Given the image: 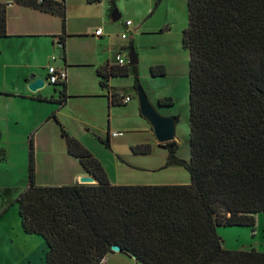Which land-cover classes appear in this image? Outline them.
I'll return each mask as SVG.
<instances>
[{
	"label": "trees",
	"instance_id": "1",
	"mask_svg": "<svg viewBox=\"0 0 264 264\" xmlns=\"http://www.w3.org/2000/svg\"><path fill=\"white\" fill-rule=\"evenodd\" d=\"M13 1L56 15L64 26L62 2ZM6 19L0 3V38L7 36ZM182 44L189 55V158L177 157L174 141L164 148L166 166L185 168L190 183L111 184L90 152L61 130L67 153L97 184L38 186L31 139L28 186L15 203L23 232L46 244L44 264H100L113 246L141 264H264L255 249H224L217 233L218 227L254 228L255 215L264 213V0H187ZM129 70L106 65L98 72L100 86ZM59 86L62 104L65 83Z\"/></svg>",
	"mask_w": 264,
	"mask_h": 264
},
{
	"label": "rangeland",
	"instance_id": "2",
	"mask_svg": "<svg viewBox=\"0 0 264 264\" xmlns=\"http://www.w3.org/2000/svg\"><path fill=\"white\" fill-rule=\"evenodd\" d=\"M115 4V9L121 15L117 22L107 18L101 24L99 19L93 18L95 13L91 12V19L81 28L74 26L71 9L68 13L65 9L69 31H82L85 36L70 35L67 38L65 48L69 67L65 81L67 93L76 96L68 95L69 103L62 109V114L57 117L50 112V109H59L53 104L22 100L21 96L16 95L15 87L9 84V90L14 92L9 99L11 102L6 98L0 100V213L7 209L0 229L8 230L13 239L20 225L15 200L28 186L29 141L32 139L33 142L34 180L39 186L67 184L80 170L77 161L66 152L62 129L77 139L101 164L111 184L190 183L185 168L166 166L168 153L165 145L156 143L149 124L140 115L132 67L126 65L131 72L127 76L113 77L108 85L110 91L120 96H129L131 100L108 108L107 98L101 97L107 91L100 89L88 65L93 54L102 52L107 46L114 47V53H119L122 59L126 58L125 50L132 46L138 60L135 69L140 89L161 116L176 118L174 142L177 145V157L188 160L189 55L182 44V32L187 28L186 0H115ZM126 20L133 24L127 31L122 26ZM96 26L104 28L105 42H96L87 33L91 30L88 27L93 30ZM59 27L62 28L61 22ZM122 33L127 37L125 47L120 43ZM62 54V51L56 49L57 57ZM77 63L82 65H72ZM157 66L163 68V76L150 75V68ZM8 76V71L0 75V88H6L5 81L10 79ZM58 90H61V86L45 84L44 92L49 97H59ZM36 93L28 91L30 96ZM159 100L166 106L159 107ZM77 115L78 118L74 119ZM84 122L88 125H84ZM107 130L109 133L121 132L122 136L111 139L108 144ZM137 145H149L150 153H133L131 147ZM256 221L260 228L255 231L249 227L223 230L233 234L229 246L234 249H229L223 242L225 248L232 251L264 248V213L259 214ZM236 232L243 234L236 236ZM118 257H108L107 264H126V261H130Z\"/></svg>",
	"mask_w": 264,
	"mask_h": 264
},
{
	"label": "crops",
	"instance_id": "3",
	"mask_svg": "<svg viewBox=\"0 0 264 264\" xmlns=\"http://www.w3.org/2000/svg\"><path fill=\"white\" fill-rule=\"evenodd\" d=\"M54 1L63 3L65 20H66L65 9H66V13H68L69 8L71 9L70 14L74 19L75 22L74 26L79 28H81V26H83L89 19H91L90 16L91 12L95 13L93 14V18L99 19V23L101 24L105 23L106 19L110 18V15L112 13L111 4H110L111 0H100L99 2L96 3L88 2V0H54ZM0 3L6 5V16H7L6 19L7 36L4 38H0V75L4 74L5 71H8L9 72L8 78L11 79V80L7 79L5 81L4 87L6 88H0V100L1 99L3 100L5 98L9 100L12 98L11 95L14 92H12L13 90H9L7 86L9 84L10 86L15 87L16 95L21 96L22 100H26V101L27 99L31 101L36 100L39 104L47 103L58 106L59 109L55 111L50 109V112L58 117L59 114H62V109H65L68 106L69 103L68 100L70 98L68 95L70 94L76 96L70 92L67 93V82L65 81V94H66L65 100L62 102V104H58V101L60 100V94L59 97L57 95H53L49 97L48 93L44 92V88L36 91L37 93L35 95L32 96L28 95L29 90L27 89V85L29 84V77L31 75H34L35 78L45 77L46 69L47 67L50 66L58 69L64 68L66 71L67 67H69V65L67 64L68 57L66 55V48H65L67 43V38L70 35L85 36V34H83L82 31L80 32L69 31V23L65 20H64V26L62 25V28H60L59 25L60 22L62 23V20L60 17L56 15H52L36 9L18 5L14 3L13 0H0ZM186 4H187V0H186ZM115 8H116V4H115ZM76 9H78V11H75ZM68 15L69 14H67V16ZM122 26L125 28L124 23L122 24ZM130 28H125V29L127 31ZM87 29H91L89 30V32H87L91 34V39H94L96 42L97 41L105 42L104 39L105 33H104V28L102 26H96L95 29L93 28V30L90 27H88ZM97 29H102V34L99 36L92 35V31L94 34V32ZM61 40L64 42V47L62 49L61 47H59V41ZM126 41H127V37L125 39H121L120 42L121 45L125 47L127 45ZM101 44L99 45V47H101ZM113 48L114 47L107 46L105 50H103L102 52L99 53L95 52L93 54V57L91 58L90 64H88L92 68L93 70L92 72L96 76L98 86L102 91L109 90L110 87H108V85L112 78L110 77L105 82L106 88H103L100 86L101 76H99L98 72L102 71L106 65L113 64L114 56L116 54L114 53ZM56 49L62 51L63 54L57 57L55 55ZM72 65L80 66L82 64L77 63ZM130 72L131 71L129 70V73ZM38 97L45 98L47 101H40L37 99ZM101 97L107 98L108 108L110 106L111 107L114 106V105H109L107 94ZM9 102H11V100H9ZM150 105L156 110V107L153 106V104L150 103ZM74 117H75L74 119H76L78 118V115ZM83 124L88 125L87 122H84ZM111 139L114 138L109 137V130H107L106 141L108 142V144H110ZM34 146H36L35 142H34ZM65 149H66V142H65ZM70 157L73 158L72 156ZM73 159L76 160L77 163L79 164L76 158ZM87 175L88 174L80 166V170L76 171V173L73 175L71 182L67 184H57L55 186L80 185L79 179ZM95 184H97V181H95L93 184L90 185H95ZM49 186H54V185H49ZM259 214L262 213H257L255 215V225L254 228H251L253 231H255L256 228H260V225L256 221L257 216ZM3 216L0 218V223L4 218ZM19 222H20V218H19ZM231 228H241V227L217 228V233L222 240V247L224 249L226 248L223 242L225 243L226 247H228L229 249L230 248L234 249L232 246H229V241L233 237V234L231 232L227 233V231H223ZM0 231H1L0 264H44L46 244L44 243L43 240H41L42 239L41 237L33 234L30 235L24 233L21 227V223L17 229V234L15 238L17 239V241L13 239V237L11 236L8 230L4 231L0 229ZM241 234L243 233L240 232L235 233L236 236L237 235L240 236ZM258 245L260 246V244ZM250 249H255L257 252L264 253V248L261 247L258 249L251 247L245 250H250ZM235 251H240V250H235ZM117 256H119L118 257L119 259L127 258L128 260H130V261H126L127 262L126 264H140L139 262H136L135 259L120 253L108 254L100 264H107L108 257L116 258Z\"/></svg>",
	"mask_w": 264,
	"mask_h": 264
},
{
	"label": "water",
	"instance_id": "4",
	"mask_svg": "<svg viewBox=\"0 0 264 264\" xmlns=\"http://www.w3.org/2000/svg\"><path fill=\"white\" fill-rule=\"evenodd\" d=\"M110 18L112 22H116L120 19V15L117 10H113ZM125 54L128 57V65L136 66L138 63L136 54L132 46L125 50ZM44 78H35L34 75L29 77V84L27 89L30 92H36L44 88L45 83ZM138 103H139V112L140 115L148 122L151 127L154 139L159 145H166L167 143L173 142L175 140V126L176 118L174 117H164L161 116L149 103L146 95L142 89L137 90ZM96 180L90 175L83 176L79 179L80 184H93ZM111 252L119 253L120 248L118 246H113ZM131 258L135 259L134 256Z\"/></svg>",
	"mask_w": 264,
	"mask_h": 264
},
{
	"label": "built area",
	"instance_id": "5",
	"mask_svg": "<svg viewBox=\"0 0 264 264\" xmlns=\"http://www.w3.org/2000/svg\"><path fill=\"white\" fill-rule=\"evenodd\" d=\"M124 26H125V28H130L132 26V22L130 20H126L124 22ZM101 34H102V29H97L94 32L95 36H99ZM120 38L121 39H125L126 38L125 33H122L120 35ZM60 46L61 45H60V42H59V47ZM112 65L113 66H117V67H124V66L128 65V57H127V55H126L125 59H122L121 56L119 55V53H116L115 56H114V60H113V64ZM44 79H45L44 83L47 84V85L59 86L60 84L65 83L66 71H65L64 68L58 69V68H55V67H52V66L47 67L46 76H45ZM107 95H108L110 103L115 101V100H118V102L120 104H126L127 102L130 101V97H128V96H120L117 93H115L113 91H110V90L107 91ZM120 136H122L121 132H110L109 133V137L110 138H117V137H120Z\"/></svg>",
	"mask_w": 264,
	"mask_h": 264
},
{
	"label": "bare ground",
	"instance_id": "6",
	"mask_svg": "<svg viewBox=\"0 0 264 264\" xmlns=\"http://www.w3.org/2000/svg\"><path fill=\"white\" fill-rule=\"evenodd\" d=\"M175 130H176V126H175ZM175 137V136H174Z\"/></svg>",
	"mask_w": 264,
	"mask_h": 264
}]
</instances>
